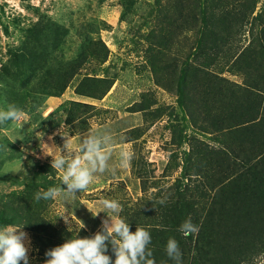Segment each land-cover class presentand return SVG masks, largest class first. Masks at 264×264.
I'll return each instance as SVG.
<instances>
[{"label":"rangeland","instance_id":"1","mask_svg":"<svg viewBox=\"0 0 264 264\" xmlns=\"http://www.w3.org/2000/svg\"><path fill=\"white\" fill-rule=\"evenodd\" d=\"M202 1L136 0L133 9L124 16L123 0H0V76L4 74L3 64L13 57L19 46L26 44L32 48L30 37L36 24L47 27L49 23L57 22L69 30L67 39L56 52L57 56L49 60L48 69L54 70L56 66L63 65L61 62L65 63L80 53L79 29L82 24H87L92 37L102 40L109 49L107 59L96 65L97 76L108 75L114 79L113 86L103 98L78 95L74 91L85 74L94 70V66L87 64L61 96L47 98L34 111L23 108L22 121L0 125V173L20 177L25 182L37 168L38 160L52 163L53 156L45 152L56 154L60 149L63 152L66 143L69 149L66 156L79 154L83 137L91 134L111 136L109 169L97 172L86 191L75 195L64 193L52 200L44 214L52 227L74 235L84 229L94 235L102 229L108 215L125 220L129 209L132 211L146 200H169L175 192L171 186L182 172L179 164H183L187 156L192 137L205 140L215 149L223 148V142L216 138L223 132L221 129L214 131L219 125L216 105H222L220 109L227 106L223 103V94H229L233 88V95H236L238 88L234 85H238L244 94L248 89L244 86H252L262 92L263 95L258 93L259 99L264 96V0H259L249 21L237 24L230 42L214 55L217 60L210 70L199 74V79L203 78L198 79L201 84L197 90L201 111L195 112L199 111L200 124H196L180 105L176 79L181 66L190 64L194 46L207 24L192 18L185 21V15L192 8L198 11ZM230 1L232 8H238L234 4L236 0ZM178 26L184 27L182 32ZM159 28H171L175 33L173 44L162 53L165 64H178L170 79V71H162V84L156 82L151 57L148 56L150 36ZM248 54L249 59L243 61L242 57ZM199 55L197 58L204 56ZM27 73L31 71L27 69ZM7 78L9 83L0 85V110H7L10 106L8 97L11 94H8L13 88V76L8 75ZM21 78L16 81L17 86ZM35 84L36 81L31 86ZM163 84L171 86V89ZM228 87L231 90L227 91ZM68 100L90 106L61 109L60 105ZM147 103L151 105L146 110H139ZM225 134L233 139L230 133ZM121 149H129L133 153L127 168L120 166ZM207 168V175L217 180L220 166L209 164ZM60 177L61 173L57 171L58 182ZM202 178L194 179L199 182ZM196 185L193 183L192 190H196ZM18 187L2 184L0 194ZM195 194L199 200V193ZM213 195L208 193L207 197L201 198V203L211 205ZM104 199L118 201L122 209L119 214L107 210L96 214L102 209L101 201ZM22 230L31 240L29 264H44L48 257L39 253L35 233L24 227ZM253 257L242 264H264V252ZM114 260L111 258L112 264Z\"/></svg>","mask_w":264,"mask_h":264},{"label":"trees","instance_id":"2","mask_svg":"<svg viewBox=\"0 0 264 264\" xmlns=\"http://www.w3.org/2000/svg\"><path fill=\"white\" fill-rule=\"evenodd\" d=\"M258 1L236 0L234 4L238 8H232L230 0H203L198 11L192 8L185 15V21L188 20L186 18H192L196 22H207L194 46L190 64L181 66L176 79L179 103L195 123L196 115L201 111L197 90L201 84L199 80L203 78L199 79V74L203 70L208 71L216 62L217 56L214 55L219 54L230 42L237 24L249 21ZM135 3L136 0H123L124 16L133 9ZM38 26L40 25H35L30 37L32 48L29 49L26 44L19 46L13 57L3 64L4 74L0 76V85L9 83L8 75L13 76V88L8 94H11L8 97L9 104L21 110L27 108L34 111L47 98L61 96L87 64L94 66V70L91 74H85L74 91L78 95L103 98L114 84V79L108 75L97 76L96 65L102 64L109 55L106 44L94 39L88 25L82 24L79 29L80 53L65 63L61 62L62 66L58 65L54 70L48 69L49 60L57 56L56 52L67 39L69 30L57 22H51L47 27ZM178 27L182 32L184 27ZM150 37L148 56L151 57V68L156 82L162 84V71H170V79L178 68L177 63L165 64L162 53L171 47L176 36L171 28H159ZM33 42L37 44L33 45ZM199 54L204 56L197 58ZM241 54L237 56L238 59ZM249 56H243V61H247ZM46 68V71L40 73ZM27 69L31 73H27ZM20 77L22 78L17 86L16 81ZM35 81L36 84L31 86ZM163 85L171 89V86ZM193 104H196V108H193ZM150 105H142L139 110H146ZM73 106L90 104L68 100L60 105L61 109L69 110ZM198 109L200 110L196 113ZM215 128V131H222L224 126L217 125ZM189 141L187 156L185 155L183 164H179L182 172L171 186L175 192L163 204L159 203V199H150L137 205L132 211L129 209L125 221L129 223L130 230L134 232L137 227H142L150 232L148 249L152 252L150 258L155 264H176L166 252L170 238L178 242L182 253L181 264H242L264 252V148L258 149L255 141L247 144L242 140L234 148L230 145L220 149L213 148L198 137H192ZM232 156L234 157L231 158ZM37 164L26 182L20 177L0 173V186L5 183L19 186L9 193L0 194V227L19 226L34 232L39 253L47 257V250L62 245L68 239L78 236L93 237L95 234L83 229L81 233L74 235L52 227L44 215L52 200L37 201L35 194L50 187L63 188V185L61 180H56L57 170L52 169L51 164L41 160ZM209 164L220 166L217 180L207 175ZM194 178L202 179L197 182ZM193 183L197 184L196 190H192ZM196 192L199 193V200ZM208 193L214 194L209 206L201 203V198L207 197ZM189 217L199 231L185 237L179 229ZM106 243L107 254L115 258L111 243ZM20 264L23 262L20 261Z\"/></svg>","mask_w":264,"mask_h":264},{"label":"clouds","instance_id":"3","mask_svg":"<svg viewBox=\"0 0 264 264\" xmlns=\"http://www.w3.org/2000/svg\"><path fill=\"white\" fill-rule=\"evenodd\" d=\"M24 113L15 105H10L7 110H0V125L8 121H22ZM112 138L109 135L91 134L83 137L79 145V154L66 156L69 151L64 143V151L52 154V169L61 173L63 188L50 187L46 191L35 194L37 201L55 200L64 193L75 195L83 192L93 183L94 175L97 172L103 173L109 169V160L112 150L110 148ZM22 151H26L22 149ZM35 154V153H33ZM133 158V153L129 149H121L120 166L127 168ZM66 186V187H64ZM166 199H161L163 204ZM102 209L109 213H116L122 210L121 205L116 200L104 199L101 201ZM95 214V215H96ZM94 215V216H95ZM102 223V229L93 237H79L68 239L60 246H56L46 251L48 257L44 264H112L111 257L107 254L110 242L115 254L114 264H155L151 259L152 252L148 249L151 242L150 232L142 227H137L133 232L129 223L123 218H113L108 215ZM84 227V225L82 226ZM81 227V228H82ZM187 237L197 233L199 228L189 217L179 229ZM31 240L22 227L5 226L0 228V264H29V249ZM166 252L169 258L176 264H181L182 253L175 239L170 238L167 242Z\"/></svg>","mask_w":264,"mask_h":264},{"label":"crops","instance_id":"4","mask_svg":"<svg viewBox=\"0 0 264 264\" xmlns=\"http://www.w3.org/2000/svg\"><path fill=\"white\" fill-rule=\"evenodd\" d=\"M232 75H235V73ZM234 86L238 88V92L234 93L236 95H233L234 90L233 88L231 90V87L227 88V91L228 89L231 90L229 94H223V103L227 106L220 109L222 105H216L218 109L216 115L217 124H219V126H224L222 130L223 134H220L222 136H217L216 138L223 142V148L230 145L234 148L240 141L244 140L247 144H249L250 141H255V144H257L256 147L261 149L262 146H264V96H260L259 99L258 93H261V95L263 94L255 87L244 86L249 89V91L247 89L244 94L242 91L240 92L241 89L238 85ZM198 115H196V124H200ZM215 130L216 129H214V131ZM210 131L212 132V130ZM225 133H230L233 139H231V137L228 138ZM262 156H264V154H262ZM258 159L260 161V157H258Z\"/></svg>","mask_w":264,"mask_h":264}]
</instances>
